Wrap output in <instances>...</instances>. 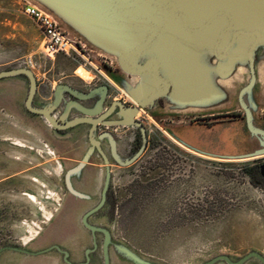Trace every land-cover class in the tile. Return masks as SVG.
<instances>
[{
    "label": "rangeland",
    "instance_id": "1",
    "mask_svg": "<svg viewBox=\"0 0 264 264\" xmlns=\"http://www.w3.org/2000/svg\"><path fill=\"white\" fill-rule=\"evenodd\" d=\"M22 5L23 0H0V71L31 58L36 81L46 91L47 99L41 103L51 102L59 83L79 90L106 83L80 60L73 61V55L47 54L40 31ZM27 88L22 76L0 80V249L36 252L57 245L71 256L70 264H103L102 236L95 233L93 238L80 220L100 199L104 166L98 163L91 193L74 187L81 196L76 198L68 192L64 173L76 163L53 143L48 125L24 108ZM143 114L138 120L147 129L149 146L132 164L112 167L106 204L91 217L111 233L110 264H203L219 255L232 261L249 252L264 256V177L258 167L264 156L237 160L197 156L169 139L162 123ZM175 128L205 153L245 151L237 122ZM5 162L7 170L1 167ZM245 168L254 170L248 174ZM71 204L76 209L66 212ZM93 240L98 249L86 261ZM7 256L9 264H65L55 249L39 256L9 250ZM244 264L262 263L250 258Z\"/></svg>",
    "mask_w": 264,
    "mask_h": 264
},
{
    "label": "water",
    "instance_id": "2",
    "mask_svg": "<svg viewBox=\"0 0 264 264\" xmlns=\"http://www.w3.org/2000/svg\"><path fill=\"white\" fill-rule=\"evenodd\" d=\"M26 1L53 17L62 30L87 49L112 62L118 73L111 72L105 65H101L102 70L134 104L125 107L122 102L115 101L102 113L101 102L96 111L86 110L77 104L84 115L66 121L69 103L63 99L62 93L69 91L77 98L88 97L91 93L80 96L66 85H57L51 102L38 105L34 104L37 81L30 68L19 66L0 71V80L15 76L27 80L24 108L53 130H66L83 123L92 125L90 147L78 163L65 171L64 182L72 196L81 198L72 184V178L81 174L95 147L105 165L104 179L99 201L81 216L80 222L93 238L95 233L102 235L103 264H110L111 233L106 227L88 221L92 214L103 207L110 183V162L92 137L97 123L141 129L142 146L126 161L120 159L114 142L107 135L111 141L113 159L118 165L127 166L138 158L145 146L143 127L133 119L138 110L153 116L178 117L238 110L243 116L242 120L235 122L238 123L240 144L245 150L239 154L205 153L182 137L178 130L175 131V127L164 130L185 149L209 158L237 160L264 156V128L260 118V112L264 110V0ZM116 107L117 119L104 120ZM57 108L61 111L58 116L54 114ZM98 113V117H90ZM74 207L71 204L66 212L70 213L76 209ZM96 247L93 240V249L85 252L86 261ZM52 249L63 255L65 264H70L68 252L60 250L57 245L36 252L6 246L0 252L11 250L39 256ZM250 258L264 264V256L256 252H249L236 261L219 255L203 264L219 261L244 264Z\"/></svg>",
    "mask_w": 264,
    "mask_h": 264
},
{
    "label": "flooded vegetation",
    "instance_id": "3",
    "mask_svg": "<svg viewBox=\"0 0 264 264\" xmlns=\"http://www.w3.org/2000/svg\"><path fill=\"white\" fill-rule=\"evenodd\" d=\"M100 65H105L108 68V70H110L111 72L118 73L116 66L114 64H109L108 61H103ZM103 73H104L103 78L105 79L106 83L97 84V85L92 84L89 87H85L83 90L77 89L74 85L68 82H63V83L58 84V85H66L70 87L72 90L76 92V94L80 96H86L87 94L91 93L88 97L77 98L73 93L69 91L63 92L66 103H69L68 104V116L66 118V121L71 120L75 117L84 115L78 110L77 104L82 106L86 110L96 111L98 109L99 102H101L100 113L108 109L111 106V104L115 101L122 102L125 105V107H130L134 105L131 100L126 99L127 96L124 93L123 95L119 94V91L121 90L115 84L112 83V80L106 75L104 71ZM111 85L116 86L119 91ZM55 87L53 88V92L55 90ZM96 88H98V90L94 91ZM115 94L116 96H118L119 94V96L114 97L113 95ZM45 95H46V91L42 87H39V84L37 83V93H36L35 99H37L38 97V100L35 102V99H34V104L39 105L42 101H46L47 97ZM52 99H53V93H52V98L50 99V101ZM43 103L46 104L48 102H43ZM117 109L118 108L116 107L115 110L112 112V114L106 117L104 120L117 119V116L115 114ZM142 111L145 113L143 114L144 116L156 119L160 123H162L164 125V129L167 127H175V126L178 127V126H187V125H197V126H203L206 128H211L218 123L240 121L242 120V116H243V113L238 110L231 111V112H223V113H218V114L201 115V116H196V117H178V116H160V115L153 116V115L148 114L144 110ZM60 112H61L60 109L57 108L54 114L58 116ZM100 113L91 114L90 117L96 118L99 116ZM138 117L140 116L135 115L133 119L138 121L141 124L144 130V135H145V146H144L142 153L138 156L139 158L149 146V138H148L146 127L138 120L139 119ZM260 118L263 122L262 127L264 128V111L262 112ZM91 126H92L91 124L83 123V124L72 126L66 130H58V131L53 130L49 126L48 127L51 130L50 134H51L52 140L54 141L53 143L54 144L56 143V146L59 148H62V149L64 148L63 153L66 156V159H68L69 161L78 163L84 157V155L86 154L87 150L90 147V142H89L90 133L89 132H90ZM107 135H109L110 138L112 139L111 141L114 142L116 153L118 154V156L120 157L122 161L131 159L139 151L140 147L142 146V142H143V134L139 127H136V126L122 127V126H115V125H105V124H100V123H97L95 125L92 131V137L94 140H96L99 143L100 149L103 151V153L105 154V156L108 158L110 162L109 164L110 183H109V186L106 192V197H107V193H108V190L111 184L112 167H114V165L120 166L116 163V161L112 157L111 141L107 137ZM166 136H168L167 133H166ZM168 138L172 139L170 136H168ZM138 158H136L133 162H135ZM98 163H101L102 165L103 159H102V156L97 151V149L94 147L92 153L88 156L87 162L85 163V166L83 167L81 174L78 177L72 178V184L74 187H76V189L80 190L79 187H81L83 190H85V192L87 191L90 193L92 190H94V182L97 179L95 177L94 172L99 165ZM103 166L104 167H102L103 168L102 174H103V179H104L105 165L103 164ZM262 166H264V160L258 166L260 176L264 177V169L263 170L261 169ZM1 167L2 169L7 170L8 168L7 162H5V165H2ZM123 167H126V166H123ZM2 181H4L3 183L5 184L8 182V178L6 177ZM105 204H106V199H105V203L103 207L105 206ZM80 205L81 204L79 203L77 204L78 207H80ZM94 214H92L88 218V221L91 224L96 225V223H94L91 220V217ZM97 226H100V225H97ZM97 249H98V244H97L96 250ZM8 252L9 250H4L0 252V260H3L1 264H9L11 262L7 256ZM12 252H15V251H12ZM69 258H71V256L68 255V259Z\"/></svg>",
    "mask_w": 264,
    "mask_h": 264
},
{
    "label": "built area",
    "instance_id": "4",
    "mask_svg": "<svg viewBox=\"0 0 264 264\" xmlns=\"http://www.w3.org/2000/svg\"><path fill=\"white\" fill-rule=\"evenodd\" d=\"M22 12L35 23L40 31L42 35V45L46 51H50L52 54L60 51L67 56L73 55V57H71L73 61L79 62L80 60L83 66L90 71H96L104 77L100 64L103 61H108L109 64H112V62L96 53V56L87 55L85 57L84 54L86 52L89 53L93 51L87 50L84 44L62 30L53 17L26 0H23ZM20 66L28 67L32 70L34 62L31 58H26L22 60Z\"/></svg>",
    "mask_w": 264,
    "mask_h": 264
},
{
    "label": "bare ground",
    "instance_id": "5",
    "mask_svg": "<svg viewBox=\"0 0 264 264\" xmlns=\"http://www.w3.org/2000/svg\"><path fill=\"white\" fill-rule=\"evenodd\" d=\"M46 52H47V54H52L50 51H46ZM120 92H121V91H120ZM142 113H144L142 110H138L136 116H139V115H141ZM43 122H44V121H43ZM50 153L53 154V151L51 150ZM53 155H54V154H53ZM54 156H55V155H54ZM197 156H199V155H197ZM204 158H206V157H204ZM56 165H57V168L60 169V163H59L58 160H56ZM29 198H31L32 201L35 200V197H34L33 195H29ZM48 216H49V215H48Z\"/></svg>",
    "mask_w": 264,
    "mask_h": 264
},
{
    "label": "crops",
    "instance_id": "6",
    "mask_svg": "<svg viewBox=\"0 0 264 264\" xmlns=\"http://www.w3.org/2000/svg\"><path fill=\"white\" fill-rule=\"evenodd\" d=\"M33 73H34V75L36 76V73L33 71ZM74 74V73H73ZM111 81V80H110ZM113 83V82H112ZM114 84V83H113ZM44 123V122H43ZM46 124V123H45ZM47 125V124H46ZM48 127V126H47ZM172 140V139H171ZM172 141H174V140H172ZM175 142V141H174ZM177 145H178V143L177 142H175ZM181 146V145H180ZM190 151V150H189ZM192 152V151H191ZM193 153V152H192ZM193 154H196V153H193ZM196 155H199V154H196ZM199 156H202V155H199ZM203 157H206V156H203ZM260 157H263V156H260Z\"/></svg>",
    "mask_w": 264,
    "mask_h": 264
},
{
    "label": "trees",
    "instance_id": "7",
    "mask_svg": "<svg viewBox=\"0 0 264 264\" xmlns=\"http://www.w3.org/2000/svg\"><path fill=\"white\" fill-rule=\"evenodd\" d=\"M254 168H245L244 171L248 174H251Z\"/></svg>",
    "mask_w": 264,
    "mask_h": 264
}]
</instances>
